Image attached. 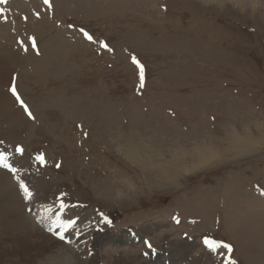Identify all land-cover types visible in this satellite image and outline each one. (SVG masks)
Instances as JSON below:
<instances>
[{
  "label": "rangeland",
  "instance_id": "1",
  "mask_svg": "<svg viewBox=\"0 0 264 264\" xmlns=\"http://www.w3.org/2000/svg\"><path fill=\"white\" fill-rule=\"evenodd\" d=\"M7 26L21 32L20 57L21 44L30 50L10 84L31 116L18 100L22 129L10 126L0 152L19 192L21 181L57 191L24 203L47 234L71 222L63 240L79 239L76 264L127 252L158 264H264V0H0ZM10 112L0 107L3 128ZM96 236L111 241L94 247ZM206 236L231 250L210 249ZM158 240L168 241L153 253ZM181 240L193 242L189 258L167 252Z\"/></svg>",
  "mask_w": 264,
  "mask_h": 264
},
{
  "label": "bare ground",
  "instance_id": "2",
  "mask_svg": "<svg viewBox=\"0 0 264 264\" xmlns=\"http://www.w3.org/2000/svg\"><path fill=\"white\" fill-rule=\"evenodd\" d=\"M21 29L25 30V28H23V27ZM27 31H28V29H27ZM0 32H2V33H0V37H1V39H0V58H2V60H1L2 63H0V64H2V66H3L0 69V82H3L4 80H5L4 82H6V80H7V83H3L2 85L0 84V107L5 106V107H8V109L11 110L10 118L8 117L7 113H6L7 115L6 114L4 115L5 118H6L5 121H8L9 119H11V117H14V120H13V118H12V120H10V124L6 123L7 128L6 127L3 128L4 139L7 140L6 137H8V140H10L11 138H9V133H7V132H9L10 126H11V130H10L11 132L13 131V127L20 128V126H18L17 123L20 122V120L23 119V118L21 116H18V115H20L21 113H22V115H24L23 112H22L24 110L21 108L22 109V111H21V109L19 108L20 107L19 102L16 99V96L13 95V93L11 91V88H12V85L10 84L11 76H12V73H13V71L16 68L17 65L18 66H23V65L27 64L26 66L29 68L28 62H30V55L31 54H29L30 50L27 49V46H25L24 44H21L22 45L21 49H23V50H20V51H24L23 53L25 54V56L20 57L21 54L19 52L18 53L20 55L17 53V50H16L17 46L15 45V43H16L15 36H16L17 33L13 31L11 26L4 27V29H1ZM20 33H18V34H20ZM2 34H3V36H1ZM63 42H65V41H63ZM65 46H66V44H65ZM65 59H67V56L65 57ZM49 65H51V64H49ZM30 77H32V76H30ZM24 78L25 79L29 78V71H26V72L23 71L22 78H20V79H22V82H23ZM63 79H66V77H64ZM2 87H4V88H2ZM5 87H7V88H5ZM4 89H6V92L3 91ZM14 98H15L16 102H15ZM87 104H88V102H87ZM14 108H16V109H14ZM73 108H75V107H73ZM13 110H15V112L17 111V115H15L16 117L12 114ZM3 111L5 112V110H2V112ZM24 113H25V111H24ZM88 113H87V116H88ZM90 113H92V112H90ZM46 115H48V114H46ZM49 115H51V114H49ZM20 117H21V119H20ZM1 119L4 122V120H3L4 117L0 116V120ZM0 125H2L4 127V124L0 123ZM50 127H52V126H50ZM20 129H22V128H20ZM4 131H5V133H4ZM13 138H14V136H13ZM11 142L12 141L10 140V143ZM12 144H14V147H13L12 150L15 152L16 151L15 149L17 147V143L13 142ZM12 144L6 145L5 150H7L8 147H12ZM0 145H1L2 148H4V143H2ZM7 151H11V149H8ZM7 173L0 171V241H2L4 239H9V240H13V241H12V250H9V249L6 250V248H4V247H2L0 245V264H3V263H7V264H76L77 255H76V252H74V249L77 247L79 239L75 240L74 241L75 244H72V246H71V245H67L64 242V240H60L58 238V236L56 235L57 232H61L65 236V233L70 230L69 228H72L70 226V225H72L71 222L68 223V224L66 223L65 225H63V224H61L62 222L59 221L58 219L56 220V222L52 221L53 222L52 225H51L52 229L47 234L46 231L43 230L44 229L43 227H45V226H43V223L40 222L39 218H37V216H35L34 213H29L28 212L29 209H31V207H29V205L28 206L25 205V203H24V193L23 192H19V190L15 186V182L14 183L12 182L13 181L12 177L8 173L10 178H11V179H9ZM83 178L87 179V180H93V178H91V177H87V178L83 177ZM88 183H89V181H88ZM45 185H47V184H45ZM33 187H35V186H33ZM51 189L52 188L49 186L48 188H46L47 192L44 191V192H42L40 194L38 193L40 191H36L34 189L30 190V192L32 193V196L36 195L35 198H37V199L39 198L40 199V198L43 197V199H44L45 197L47 198L48 196H50L52 194H55V195L58 194L57 191H55L54 189H52V190ZM84 191H87V190H85V188H82V187L79 188L78 187L77 189L73 190L72 192L80 193L85 198V197H87L88 193L84 192ZM88 192H89V190H88ZM48 201H49V199H48ZM32 204H34V203H32ZM59 208H57V209H59ZM57 209H56V211H57ZM58 212H57V215H58ZM60 218H61V216H60ZM60 220H62V219H60ZM144 227H145V225H144ZM57 229H58V231H57ZM50 234H51V236H54V239H51V237L49 236ZM77 236H80V235H77ZM110 241L111 240H104L103 236H96L95 240H93V246L97 247L98 244H105V243L110 242ZM167 241L168 240H158V241H156L154 245H157V246H156L155 250L151 249V252L154 253L156 250H158L159 246H161V247L164 246L163 244L167 243ZM178 243H179L178 244L179 246H176L175 248L171 247V245H170V247H166L168 254L171 255V256H174L175 258L178 259V258H180L178 253L180 252L181 254H183L182 257H185V258L188 257L189 258L192 250L194 249L193 242L190 241V240H181V241H178ZM70 247H72L73 250ZM77 248H80V246L77 247ZM162 249L164 250L163 247H162ZM175 249H176V251H174ZM106 250H107V248H106ZM75 251H76V249H75ZM109 251H110V249H109ZM123 251H125V250H123ZM129 251H130V249H129ZM144 251H146V250H144V248H143V250H141V254H143ZM133 252H134V250H133ZM162 252H163V254H165V251H162ZM7 253H11V254H7ZM128 253H130V252L125 253L124 256L119 255L118 258L115 257L113 262H112V264H119L121 260L125 261L126 264H155L156 263V261H152V260H148L147 261L146 259H142L143 256H141V255L137 256L135 253H133L132 255H128ZM175 253H176L177 257L175 256ZM106 256H107V254H106ZM45 257H46V259H45ZM8 258H11V259L9 260ZM144 258H146V257L144 256ZM41 259H45L46 263L45 262L41 263ZM173 260H175V259H173ZM92 263L93 262H90L89 264H92ZM156 264H158V262Z\"/></svg>",
  "mask_w": 264,
  "mask_h": 264
},
{
  "label": "snow or ice",
  "instance_id": "3",
  "mask_svg": "<svg viewBox=\"0 0 264 264\" xmlns=\"http://www.w3.org/2000/svg\"><path fill=\"white\" fill-rule=\"evenodd\" d=\"M44 3H45L46 5L49 4V0H44ZM80 31L83 33V35H84L88 40H92V39H93V37H92L91 35H89V33H88L87 31H85L83 28H81ZM29 39H33V47H35L34 38H29ZM104 47H107V45L105 44ZM132 60H133V63L136 64V65L140 68L141 87H143V80H144V70H143V66H142V65L140 64V62L136 59L135 56L132 57ZM11 91H12L13 95L16 96L17 100H20V97H19V95H18L17 92H16V88H15V86H13V87L11 88ZM20 102H21L22 106L24 107V111L27 112L29 116H31V112L28 110L27 106L24 105V103H23L22 100H20ZM2 143H3V141H0V144H2ZM15 150H16L17 152H22V151H23V149L20 148L19 146H17ZM36 159H37L41 164H43V163L45 162L43 154L38 155V156L36 157ZM0 165H2L4 168H10V167H11V166L8 164V162H7V157H6L5 153H3V152H0ZM57 166L59 167L60 165H57ZM11 171H12L13 173H15V172L17 171V169H16V168H11ZM19 187H20V189L23 191V193H24V197H25V198H29V197L32 195V193L30 192L29 188L25 185V183H23V181H21ZM62 195H63V194H62ZM60 207H61V208H64L65 205H64L63 203H61V204H60ZM56 235L58 236V238H59L60 240H63V239H64V235H63V233H61V232H57ZM144 243L147 245V247H149V248L152 247V245L150 244L149 241L146 240ZM203 243H204L206 246H208L210 249H212V248H227V249L231 250V245H221V244H219V242L215 241V240H214L213 238H211V237H207V236H206V237L204 238ZM227 264H235V261H233L231 258H229L228 261H227Z\"/></svg>",
  "mask_w": 264,
  "mask_h": 264
},
{
  "label": "crops",
  "instance_id": "4",
  "mask_svg": "<svg viewBox=\"0 0 264 264\" xmlns=\"http://www.w3.org/2000/svg\"><path fill=\"white\" fill-rule=\"evenodd\" d=\"M44 115H46V114H44ZM48 116H50V115H49V111H48ZM7 133H9V132H7ZM9 138H11L10 135H9ZM3 139H4V135H3V126L0 125V141H2ZM6 139L8 140V137H6ZM11 139H13V136H12Z\"/></svg>",
  "mask_w": 264,
  "mask_h": 264
}]
</instances>
